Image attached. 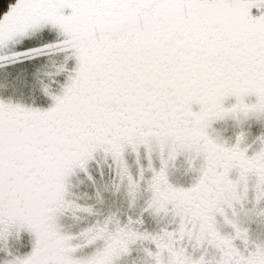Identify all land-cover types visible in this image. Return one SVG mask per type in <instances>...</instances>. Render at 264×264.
<instances>
[{
  "label": "snow or ice",
  "instance_id": "6c2138e0",
  "mask_svg": "<svg viewBox=\"0 0 264 264\" xmlns=\"http://www.w3.org/2000/svg\"><path fill=\"white\" fill-rule=\"evenodd\" d=\"M241 101L258 135L218 127ZM161 138L189 186L143 171ZM105 173L144 198L132 219L167 211L177 233L242 178L264 194V0H0V264H110L89 243L101 229L79 227ZM250 232L223 264H264ZM160 243L151 264H174Z\"/></svg>",
  "mask_w": 264,
  "mask_h": 264
},
{
  "label": "flooded vegetation",
  "instance_id": "af4514ba",
  "mask_svg": "<svg viewBox=\"0 0 264 264\" xmlns=\"http://www.w3.org/2000/svg\"><path fill=\"white\" fill-rule=\"evenodd\" d=\"M248 99L251 100L250 97ZM259 102L257 100L255 103ZM48 103L44 106L47 107ZM181 107L177 106L173 113L176 120L191 115V112L182 113ZM254 107V103L241 101L239 111L218 127L225 129L226 134L231 136L236 130L232 120L246 119L252 133L258 135L262 131L261 125L250 116ZM209 111L214 114L213 109ZM236 147L239 149V143ZM238 154L233 152V157ZM157 169L165 177L170 175L174 182L182 183L185 187L191 183V178H183L186 164L182 150L165 138H161L150 150L147 168L143 171ZM242 179L243 182L237 181L231 191L223 192L213 200L204 213L189 218L188 223L177 233L176 220L167 211L164 215L159 212L143 214L146 223L132 219L142 215L144 198L139 191L130 190L124 180L105 173L95 185L97 192L109 195L110 200L120 206L96 209V215L82 217L79 227L86 228L95 222L93 226L101 229L98 238L94 237L89 243H94L96 251L102 253L110 264H151V244L157 236L161 241L160 254L167 252L174 264H223L224 260L232 256L236 241L248 234L249 229L252 240L264 241V203L261 202L264 194L257 193L248 179ZM169 227H172L171 232L167 231ZM161 230H164L165 235H160ZM33 241L34 237L25 233L23 245L13 241V249L22 256L28 255L32 251Z\"/></svg>",
  "mask_w": 264,
  "mask_h": 264
},
{
  "label": "rangeland",
  "instance_id": "374dc122",
  "mask_svg": "<svg viewBox=\"0 0 264 264\" xmlns=\"http://www.w3.org/2000/svg\"><path fill=\"white\" fill-rule=\"evenodd\" d=\"M56 65V58L55 57H50L47 63L40 69V75L43 76V74L47 72H51ZM50 102V101H49ZM100 195V200L97 201L96 199H93L91 201H88V203L94 204L96 206V209L98 210H104L105 208H115L117 206H120L118 203H114L113 201L110 200V196L106 195L104 193H99Z\"/></svg>",
  "mask_w": 264,
  "mask_h": 264
}]
</instances>
